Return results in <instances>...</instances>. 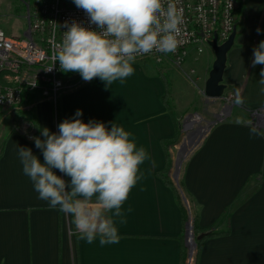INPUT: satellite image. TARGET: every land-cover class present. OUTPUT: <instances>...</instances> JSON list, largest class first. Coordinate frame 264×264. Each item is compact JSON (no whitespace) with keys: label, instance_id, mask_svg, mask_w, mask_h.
Wrapping results in <instances>:
<instances>
[{"label":"crops","instance_id":"0c3cea01","mask_svg":"<svg viewBox=\"0 0 264 264\" xmlns=\"http://www.w3.org/2000/svg\"><path fill=\"white\" fill-rule=\"evenodd\" d=\"M237 19L223 72L225 91L236 98L239 90L242 109L264 108L259 83L264 65L251 66L253 49L264 40V0H243ZM207 47L203 57L196 50L190 56L201 66H211L214 58ZM133 67L124 83L109 87L99 78L85 82L78 73H66L55 108L37 93L25 104L30 136H40L42 127L57 132L59 123L80 109L84 122L124 127L148 153L143 178L122 206L127 222H117L115 244L80 239L70 216L38 198L17 149L31 148L41 162L42 152L18 130L24 125L16 113L0 109V264H181V203L157 175L165 160L161 140L173 137L175 118L161 102L158 73L141 59ZM180 180L198 225L226 232L203 241L195 264H264V131L241 116L215 125L186 159Z\"/></svg>","mask_w":264,"mask_h":264},{"label":"clouds","instance_id":"9594fccd","mask_svg":"<svg viewBox=\"0 0 264 264\" xmlns=\"http://www.w3.org/2000/svg\"><path fill=\"white\" fill-rule=\"evenodd\" d=\"M177 2L73 0L89 25L96 27L65 22L53 66L58 61L62 72L78 73L85 82L99 78L106 87L115 81L124 83L134 74L138 57L174 53L182 43L184 20ZM253 56V68L264 65V40L253 49ZM260 77L264 86V67ZM260 91L264 94V87ZM235 103H244L239 90ZM82 115L77 109L73 118L59 123L57 132L42 127L40 136L29 137L41 150L43 162L23 146H18V158L38 198L70 216L80 239L91 244L99 238L101 246L115 244L120 240L117 222H127L122 206L143 178L141 165L149 156L124 127L114 122L110 127L102 121L84 122Z\"/></svg>","mask_w":264,"mask_h":264},{"label":"built area","instance_id":"2783aa9c","mask_svg":"<svg viewBox=\"0 0 264 264\" xmlns=\"http://www.w3.org/2000/svg\"><path fill=\"white\" fill-rule=\"evenodd\" d=\"M19 1L24 7V32L11 35L0 27V109L16 113L24 125L18 130L30 136L31 123L25 115L29 110L25 105L28 95L37 93L41 98L50 99L55 108L65 85L59 62L53 66V57L66 30L65 22L96 26L89 25L88 17L73 0ZM238 5L239 0H178L177 7L182 9L184 20L182 43L174 53L152 52L137 59L150 57L157 62L165 59L180 68L190 47L201 52L214 33L217 43L227 39L235 26ZM251 119L256 128L264 131V108L252 109ZM187 261L190 264L191 259Z\"/></svg>","mask_w":264,"mask_h":264},{"label":"rangeland","instance_id":"374dc122","mask_svg":"<svg viewBox=\"0 0 264 264\" xmlns=\"http://www.w3.org/2000/svg\"><path fill=\"white\" fill-rule=\"evenodd\" d=\"M238 9L239 7L237 10ZM235 22L237 24L238 19L235 20ZM0 27L11 35H21L24 32L26 28L24 7L19 0H0ZM205 50H208L207 45L202 46V50L199 54L200 57L204 56ZM193 51L195 52L194 47L188 49V56L184 59L183 65L180 68L175 67L165 59L157 62L150 57L139 58L143 64L151 66L153 70L156 71L159 76L165 78L168 83L167 99L171 108V111L168 113L174 114V135H176V138L168 147L171 167L167 176L177 199L186 212L187 221L191 223V232L195 240V246L193 247L191 257H186L184 264H187L188 259H191L190 264H195L197 259V239L193 232V222L194 220L196 221V218L180 180V174L186 159L207 133L219 123L230 121L233 118L241 116L248 124L255 127L251 119L252 109L246 110L240 108L238 104L235 103L236 98L233 93L224 91L223 96L217 99L206 98L203 95L202 78L203 75H207L211 66L209 63L201 66L199 64L200 61L194 62L193 60L195 58L190 57L192 53H194ZM199 130L202 131L200 134H197ZM258 130L263 131L262 129ZM185 139H187L189 146L184 150L181 145ZM177 158L180 159V163L177 176L174 179L173 172Z\"/></svg>","mask_w":264,"mask_h":264},{"label":"water","instance_id":"95a60500","mask_svg":"<svg viewBox=\"0 0 264 264\" xmlns=\"http://www.w3.org/2000/svg\"><path fill=\"white\" fill-rule=\"evenodd\" d=\"M236 34V26L227 37V39L221 43H217V35L213 34V38L207 41V45L213 51L214 59L212 61L211 67L208 71V76L205 79L202 93L206 98L217 99L221 98L225 91V84L223 83V72L226 65V55L228 50L232 47L234 38ZM180 159L177 158L175 163V169L173 172L174 179L177 176L178 166ZM191 223L187 221L184 239L185 246L187 247V257H191L193 247L195 246V240L191 232ZM202 234L197 235L196 239H200Z\"/></svg>","mask_w":264,"mask_h":264},{"label":"trees","instance_id":"16d2710c","mask_svg":"<svg viewBox=\"0 0 264 264\" xmlns=\"http://www.w3.org/2000/svg\"><path fill=\"white\" fill-rule=\"evenodd\" d=\"M242 1L243 0H239V5L238 7L240 8L241 7V4H242ZM236 24V22H235ZM62 74H66L64 72H62ZM160 79L162 81V84H163V92L161 94V102L163 103V105L165 106L166 110L168 112L171 111V108H170V104L168 102V83L167 81L165 80V78H163L162 76H160ZM29 110H27L25 112L26 116H29ZM176 138V135H173V137L169 138V139H164V140H161V145L164 149V157H165V160H164V167L162 170L158 171L157 172V175L163 180V182L169 186L172 190H173V187L168 179V176H167V173L171 167V160L169 158V153H168V147L170 146V144H172V142L175 140ZM174 192V190H173ZM175 193V192H174ZM181 218H182V224L183 226L185 227L186 223H187V216H186V212L184 210V208L182 207L181 205ZM184 229L181 230V234L179 235V238H180V262L181 264H184L185 263V259L187 257V247L185 246L184 244ZM193 232L194 234L197 236V235H200L202 234L201 238L200 239H197L196 241V258L198 256V251H199V248L201 246V244L203 243V241L209 237H213V236H219V235H222V234H225L226 232L225 231H214V230H208V229H204V228H201L197 223L196 221L194 220L193 222Z\"/></svg>","mask_w":264,"mask_h":264},{"label":"bare ground","instance_id":"6f19581e","mask_svg":"<svg viewBox=\"0 0 264 264\" xmlns=\"http://www.w3.org/2000/svg\"><path fill=\"white\" fill-rule=\"evenodd\" d=\"M202 131V130H201ZM200 130L199 131H197V134H200V132H201ZM191 141V140H190ZM182 148H184V150L185 149H187V147L189 146V143H188V141H187V139H185L184 141H183V143H182Z\"/></svg>","mask_w":264,"mask_h":264}]
</instances>
